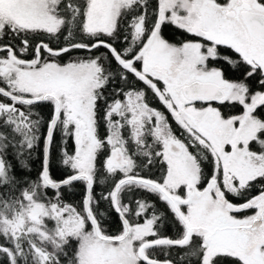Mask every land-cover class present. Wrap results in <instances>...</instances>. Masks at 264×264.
<instances>
[{"label": "rangeland", "instance_id": "374dc122", "mask_svg": "<svg viewBox=\"0 0 264 264\" xmlns=\"http://www.w3.org/2000/svg\"><path fill=\"white\" fill-rule=\"evenodd\" d=\"M59 1L61 0H0V41L7 38L12 40L19 32L58 34L63 26V19L55 9ZM217 1L158 0V20L154 33L143 45L136 59L130 61L131 67H128L152 89L158 101L182 129L199 143H207L215 167L209 187L198 189L199 166L184 144L166 133V119L145 106L140 93L127 94L122 104L113 105L107 115L110 127L114 124L120 130L126 126L136 143L152 125L154 136L163 144L164 162L167 165V175L161 186L173 198H183L184 201L192 198L193 202L184 206L185 211L182 213L188 227L195 230L190 234L202 238L204 232L198 228H207L212 219L218 216L232 217L236 209L222 200V189L236 193L264 174V157L249 151V143L256 138L262 127L251 113L256 105L264 101V94L248 98L242 84L225 82L218 70L207 65L214 56V46L223 45L235 50L242 60L255 69L260 67L258 56L251 54V42L245 27L221 14V10L229 9L237 0H220L221 4ZM248 1L253 8L263 11L260 0ZM84 2L86 33L114 38L120 15L132 6L134 0ZM166 22L211 44H168L159 33L160 26ZM137 31L138 28L135 27V32ZM0 52V94L22 105H29L30 101L46 95L52 96L56 111L54 127L60 118L64 119V125L70 127L74 135L76 152L73 160L78 172L74 177L82 176L85 182V178L91 181L94 154L98 148L94 131V94L103 84L95 61L59 64L50 57L38 56L36 61L24 62L16 60L10 48H0ZM137 66L139 70L136 69ZM195 79L221 87L227 95L225 99L216 102H237L244 106L243 114L224 118L209 104L211 102L197 104L199 102L187 101L182 95L181 86ZM2 110L10 120L16 117L13 121L21 122L20 114L16 115L11 107L0 105V111ZM46 141L47 137L45 145ZM109 144L113 147L116 142ZM172 146L177 149L176 153L171 151ZM122 158L119 152L113 150L108 167L122 169ZM2 171L0 163V174ZM219 177L223 186L221 188L217 186ZM42 182L46 185L43 180ZM179 193L184 196H178ZM31 198H26L22 210L10 214L0 207V261L5 255L7 264L22 263L26 257L23 251L29 249L31 252L28 254L32 255L36 264H62V251L70 241L78 243L75 264H139L144 259V248L148 245L145 240L152 234L151 223L129 227L130 230L116 238L114 243L103 242L96 238L92 224L90 228H86V221L76 212L71 213L57 204H42ZM263 200L264 193L248 202L256 213L253 217L247 216L241 220V223L251 225L254 230L260 229V232L256 229L254 234L257 243L248 251L249 258H240L243 264H264ZM260 211H263L262 221L253 224ZM85 217L91 223L87 212ZM181 224L183 225L182 222ZM183 227L186 237L188 231L184 225ZM204 246V264H210L216 254L227 255L221 248L212 249L206 244ZM67 261L71 262V259Z\"/></svg>", "mask_w": 264, "mask_h": 264}, {"label": "trees", "instance_id": "16d2710c", "mask_svg": "<svg viewBox=\"0 0 264 264\" xmlns=\"http://www.w3.org/2000/svg\"><path fill=\"white\" fill-rule=\"evenodd\" d=\"M217 2L221 4L220 0ZM259 3L264 6V0H260ZM55 9L58 16L63 19V26L58 34L19 32L12 40L8 38L1 40L0 48H10L15 59L24 62H32L38 56L40 58L47 56L59 64L94 60L99 67V78L103 84L94 94V131L98 148L94 154L89 197V209L99 232L104 237L116 239L126 231L124 222L129 227L151 223L152 234L145 241L153 245L145 248L146 259L168 264H204L206 247L203 238L194 234L184 243L183 225L157 191L134 183L124 184L118 190L113 203L114 188L120 181L139 178L164 185L167 175L163 144L154 136L152 125L149 131L137 139L138 143L133 141L132 134L126 126L120 130L114 124L110 127V119L107 116L110 108L115 104L121 105L127 94L140 93L144 105L166 119V133L184 144L199 166L198 189L205 188L214 177V158L208 150L207 143H199L193 139L172 119L152 89L138 79L131 69L123 67L124 63L136 59L143 45L154 33L158 20V0H134L132 6L120 15L114 38L91 36L86 33L84 0H61ZM135 27L138 28L137 33ZM159 33L165 42L174 46L191 42L204 46L211 44L176 28L170 22L163 23ZM214 51V56L209 59L207 65L218 70L225 82L242 84L248 98L264 94V74L259 68L250 66L230 47L216 45ZM136 69L139 70L138 66ZM1 84L0 78V87ZM209 104L224 118L239 116L244 112V106L237 102ZM0 105L11 107L16 115L20 114L21 120L15 123L13 120L16 117L10 120L3 110L0 111V163L3 167L0 174V207L8 214L22 210L26 198L31 196V199L42 204H57L67 208L71 213L76 212L86 221V228L87 226L90 228L91 223L85 220L87 196L85 180L79 179L58 189L47 187L41 180L45 167V139L56 112L54 102L48 99L38 104L22 105L0 94ZM251 116L262 127L256 138L249 143V151L264 157V101L256 105ZM64 122V119L58 120L48 147L47 176L51 183L67 181L78 173L73 160L76 152L74 135ZM109 142L116 144L111 147ZM113 150L123 157L122 164L125 165H122V169L108 167ZM217 182L219 187H223L220 177ZM222 191L228 203L242 206L264 193V174L236 193H229L223 189ZM178 196L183 197V193H179ZM114 204L122 217L116 213ZM183 210L184 207L180 211ZM251 214L252 211H247L237 216L246 217ZM77 244V241H70L65 245L62 251L64 255L62 264H75ZM27 250L29 249L23 251L26 257L23 261L21 259L22 263L17 264H36L32 255L28 254L31 251ZM6 258L3 255L0 264H7ZM70 259L71 262L67 261ZM211 263L242 264L238 259L227 255L216 256ZM139 264L147 262L140 260Z\"/></svg>", "mask_w": 264, "mask_h": 264}, {"label": "water", "instance_id": "95a60500", "mask_svg": "<svg viewBox=\"0 0 264 264\" xmlns=\"http://www.w3.org/2000/svg\"><path fill=\"white\" fill-rule=\"evenodd\" d=\"M245 24H247L250 34L255 39H257L260 43L264 44V15H257V16H251V18H245ZM259 62H260L262 70L264 71V53L259 59ZM129 65L130 63H125L124 68H128ZM181 87H182V94L184 95L185 99L189 102H195V101L208 102L212 100L223 99L226 95V92L221 87L217 86L215 83L214 84L207 83V82L203 83V81L198 80V79L192 80L189 84L183 85ZM0 93L2 92L0 91ZM48 99H53V97L50 95H46L42 98H37L34 101H30V102L28 101V102H29V105L38 104V103L45 102ZM53 128H54V120L52 121L49 127L47 141H46L47 144L45 145V167H44V171L42 174V180L46 183L48 187L53 188V189H58L69 183H72L73 181L82 179V176L73 177L72 179H69L61 183H51L48 180V176H47L48 147H49V143H50L49 141H50V138L53 132ZM171 151L176 153L177 149L172 146ZM85 179L87 183V196L85 200V206H86L87 215L91 219V224L93 226L94 234L96 238L99 239L100 241L114 243L115 241H117L116 239L104 237L99 232L98 226L89 209L90 188H91L92 183L89 179L87 178ZM129 183H134L137 185L150 188L153 191H157L162 196V199L165 202H167V204L171 208L174 215L183 223V225L187 229L188 235L185 241L189 239L190 237L189 234L195 230L194 228L188 227L187 223L185 222L183 218V215L179 211V205L189 204L190 202L189 200L185 202L182 199L171 197V195L168 194L166 190L162 188V186H160L159 184L155 182L147 181V180L139 179V178H135V179L127 178V179L120 181L115 186L114 192H113V203H115V197H116L118 190L122 186H124V184L126 185ZM196 196L198 197V195ZM262 206L264 210V200H263ZM114 208L116 209V213L120 217H122L121 213L117 210L115 204H114ZM262 212H261V216H263ZM124 225L126 227V232H128L130 230L129 226L125 222H124ZM250 229H252L251 226L242 227L232 222L229 218L225 216H218L212 219L209 226L207 228L201 229V231H203L205 234L204 235L205 242L212 248H221L222 250L223 249H226V250L233 249L234 251L235 250L238 251L239 249L241 251H245L246 248H245L243 240L244 241L248 240V233H245L244 231L250 230ZM234 254L236 256H239L237 255L238 253L236 252H234ZM152 263L153 264H168V263H159V262H152Z\"/></svg>", "mask_w": 264, "mask_h": 264}, {"label": "flooded vegetation", "instance_id": "af4514ba", "mask_svg": "<svg viewBox=\"0 0 264 264\" xmlns=\"http://www.w3.org/2000/svg\"><path fill=\"white\" fill-rule=\"evenodd\" d=\"M262 7H263V11L257 10L255 8H253V5L248 0H237L234 3V5H232V7H230L229 9H226V10H223V11L221 10V14L224 15L226 18L233 19L239 25H241L242 27H245L246 32L249 35V38H248L250 40L249 42H251V47H250L251 54L254 57L258 56V62H259V59L261 58V56L264 53V44L260 43L257 39H255L250 34L248 26H247V24H245V18H251V16H257V15H264V6H262ZM259 64H260V62H259ZM257 68H259V70L262 69L261 67H257ZM209 185H210V183H208L207 186L205 188H203L202 190L207 189L209 187ZM217 186H219V184ZM188 192L189 191H187V193ZM196 195H198V194H196ZM220 197H222V200H224L227 204H230V203H228L226 201L225 194L221 195ZM257 197L258 196H256L255 198H257ZM186 198H187V195H186ZM255 198H253V199H255ZM191 199L190 198L186 199L185 202H187L189 200L190 201L189 203H192L193 200H191ZM186 205H183V204L179 205V211L182 209V207H184ZM230 205H232V204H230ZM234 207H236V209L232 213V217L230 215H223V216L229 218L232 222L236 223L239 226L250 227L251 225H246V223H241V220L244 217H238L237 215H241V214H243V213H245L247 211H252L253 214L249 215L248 217H253V215H255V213H256V212H254L255 209L252 206H251L252 207L251 208L248 203H246V204H244L242 206L240 205V206H234ZM184 211L185 210H183V213H184ZM180 212L183 215L182 211H180ZM260 212L258 214L259 217H257L258 219H254L255 221L253 222V224H255L256 222L260 223L262 221L263 216H261ZM183 218H184V216H183ZM191 228H193V227H191ZM198 229L201 231V229H203V228H198ZM256 229H257L258 232H260L259 228H255V230L252 228L250 230H245L244 231L245 233H248V240L247 241L243 240L245 248H246L245 251H241L239 249H238V251H236V250L234 251L233 249L232 250L231 249L230 250L223 249L221 251H224L228 256L230 255V257L232 256L233 259L236 258L242 263V260L240 258H249L250 253L248 254V251L253 247V245H255L257 243V240L255 239L256 237H254V234H256ZM191 236L192 235L190 234V237ZM207 246L210 247L209 245H207ZM234 252L238 253L237 255H239V256H237V257H239V258L236 257ZM219 255H221V254H216L215 256H219Z\"/></svg>", "mask_w": 264, "mask_h": 264}]
</instances>
